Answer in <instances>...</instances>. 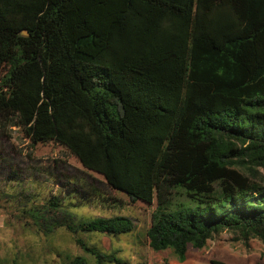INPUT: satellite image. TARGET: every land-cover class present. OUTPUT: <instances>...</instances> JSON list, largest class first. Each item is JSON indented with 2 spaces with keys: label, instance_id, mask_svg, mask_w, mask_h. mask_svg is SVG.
<instances>
[{
  "label": "trees",
  "instance_id": "obj_1",
  "mask_svg": "<svg viewBox=\"0 0 264 264\" xmlns=\"http://www.w3.org/2000/svg\"><path fill=\"white\" fill-rule=\"evenodd\" d=\"M8 127L80 164L83 172L64 165L78 174L55 177L67 199L122 208L116 191L155 204L153 251L183 263L189 247L224 231L264 246V0H0ZM63 204L51 196L18 207L44 237L135 228L124 216L65 219ZM76 244L95 264H127ZM61 260L87 264L65 252Z\"/></svg>",
  "mask_w": 264,
  "mask_h": 264
},
{
  "label": "rangeland",
  "instance_id": "obj_2",
  "mask_svg": "<svg viewBox=\"0 0 264 264\" xmlns=\"http://www.w3.org/2000/svg\"><path fill=\"white\" fill-rule=\"evenodd\" d=\"M30 145L19 128H0V264H62L64 252L83 257L87 264H95L94 257L83 251L76 240L105 255L114 254L127 264H210L212 260L227 264H264V246L260 241L250 239L244 243L238 234L230 231L214 235L201 250L189 247L183 263L177 261L172 250H151L146 230L150 227L155 204H131L125 195L116 191L109 194L122 200V208L102 206L96 201L81 203L76 195L67 199L65 188L56 185V175L78 174L63 168L64 165L79 172H83V168L56 144ZM10 169L19 175L17 180L8 178ZM259 173L264 176V171ZM90 175L102 181L100 176ZM8 195L12 198H7ZM51 196L64 201L65 211L69 213L65 219L88 221L95 217L124 216L133 221L135 228L121 235L70 233L64 228L46 237L36 235L25 225L29 222L22 218L18 206L41 205ZM58 220L63 221L60 217Z\"/></svg>",
  "mask_w": 264,
  "mask_h": 264
},
{
  "label": "water",
  "instance_id": "obj_3",
  "mask_svg": "<svg viewBox=\"0 0 264 264\" xmlns=\"http://www.w3.org/2000/svg\"><path fill=\"white\" fill-rule=\"evenodd\" d=\"M23 35H26V32H22Z\"/></svg>",
  "mask_w": 264,
  "mask_h": 264
}]
</instances>
